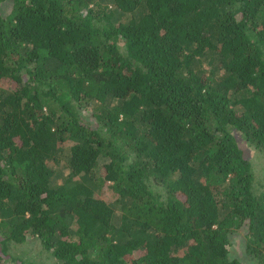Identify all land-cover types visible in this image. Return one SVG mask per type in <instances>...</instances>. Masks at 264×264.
Listing matches in <instances>:
<instances>
[{
	"label": "trees",
	"instance_id": "16d2710c",
	"mask_svg": "<svg viewBox=\"0 0 264 264\" xmlns=\"http://www.w3.org/2000/svg\"><path fill=\"white\" fill-rule=\"evenodd\" d=\"M23 245L264 264V0H0V264Z\"/></svg>",
	"mask_w": 264,
	"mask_h": 264
},
{
	"label": "rangeland",
	"instance_id": "374dc122",
	"mask_svg": "<svg viewBox=\"0 0 264 264\" xmlns=\"http://www.w3.org/2000/svg\"><path fill=\"white\" fill-rule=\"evenodd\" d=\"M65 165H66V163L63 162V160L60 158L56 159V161H54L52 163V166L55 169L63 167ZM23 247L25 248L27 253L33 257V259H35L37 262H42L41 260L45 257V252L42 249H39V248L34 247V246H29V245L28 246L23 245ZM233 249H234L233 250L234 253L237 256H239L242 259L245 257L244 254L240 253V249H238L236 247H233ZM51 260H52V257H50L49 259L47 258V260L43 261L42 264H51Z\"/></svg>",
	"mask_w": 264,
	"mask_h": 264
}]
</instances>
